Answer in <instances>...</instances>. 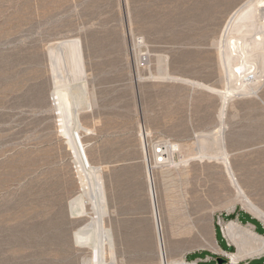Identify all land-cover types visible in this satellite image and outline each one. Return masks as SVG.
I'll use <instances>...</instances> for the list:
<instances>
[{
    "label": "rangeland",
    "instance_id": "rangeland-1",
    "mask_svg": "<svg viewBox=\"0 0 264 264\" xmlns=\"http://www.w3.org/2000/svg\"><path fill=\"white\" fill-rule=\"evenodd\" d=\"M245 1L0 0V264H215L237 252L227 223L248 226L249 215L263 233L219 163L195 153L198 137L223 128L235 178L264 210V79L258 91L235 90L222 118L218 94L188 82L227 87L214 43ZM69 41L84 67L73 85L87 95L76 137L105 208L53 101L49 49ZM168 143L179 145L176 162L190 159L180 177L153 164ZM100 230L111 239L102 259ZM252 261L264 254L239 264Z\"/></svg>",
    "mask_w": 264,
    "mask_h": 264
},
{
    "label": "bare ground",
    "instance_id": "bare-ground-1",
    "mask_svg": "<svg viewBox=\"0 0 264 264\" xmlns=\"http://www.w3.org/2000/svg\"><path fill=\"white\" fill-rule=\"evenodd\" d=\"M232 12L233 13L229 15L228 19L224 21L225 23L222 26L223 29L221 30L222 32L219 40L214 43L219 72L228 81V84H226L227 87L225 86L226 88H224V91H219L208 85L188 81L193 86H200L209 91H215V93L218 94L221 102L218 110L220 118L224 117L228 101L231 99L232 94L234 95L235 90L247 89L249 86L257 90V87H260L261 79H264V0H247ZM78 45L79 43L77 44L76 42L69 41L49 49V53L53 58H51L52 61H50V71L52 72V79L54 80L52 81L54 83L53 101L57 112H59L58 117L60 119L58 120L60 122V131L63 136L69 139V144L74 149L77 156V169H80V172L91 180L92 186H96L95 189L97 192L95 194L99 200L98 205L101 208H105L106 201L103 197L104 191L101 176L88 169L82 151L78 145L75 131V127H78L75 115L78 111L84 109L83 105H85L87 100L86 88L80 85L78 86L77 84L73 85L74 82L81 81L84 74L80 47H78ZM236 82H239V87L236 85L234 86L233 83ZM245 91H248V89ZM221 129L223 130V128H220L215 133H209L208 135L198 137L195 154L198 156V160H209L207 162L213 161L217 164L219 163L220 167L227 173V177L230 178L229 180L230 183L233 184L232 186L238 190L240 195L237 194L238 192L236 194L238 195L237 197L240 196L239 201H242L244 208L249 210L264 223L263 207L261 208L257 205V203L243 191L239 179L237 180L235 178L232 163L225 148L224 135ZM176 150L179 151L178 144L168 143L167 146L160 150L163 157L159 158L161 155L154 153L155 162L153 164L160 165V173L163 176L169 175L168 173L175 171L180 177L181 165L185 167L188 165L190 159L187 160L185 157H182V160L179 162L173 159V154ZM184 176L183 178L186 177ZM171 178L172 177H170V179ZM169 194V197H167L168 214L174 222L172 224L171 233H180V224L178 223L180 221L176 218V214L179 213V208L177 206L178 198L176 199L172 196V193ZM225 233L237 248V252L225 254L231 264H239L243 259L264 254V236L256 233L253 226L241 225L237 221H231L226 224ZM108 239H110L109 235H105V233L100 230L97 242L98 245L95 247V250H98L97 255H99L101 259L102 256L105 255V252L104 249L99 247H101L102 242ZM108 251L109 254H112L111 248ZM97 263L102 264L101 260L97 261ZM103 263L105 264V262ZM180 264L185 263L183 261Z\"/></svg>",
    "mask_w": 264,
    "mask_h": 264
},
{
    "label": "trees",
    "instance_id": "trees-1",
    "mask_svg": "<svg viewBox=\"0 0 264 264\" xmlns=\"http://www.w3.org/2000/svg\"><path fill=\"white\" fill-rule=\"evenodd\" d=\"M246 216L249 217V219H250V220H248L247 222L250 223L251 225H253L254 227H256V226H257V221L251 219L249 215H246ZM230 217H233V215L230 216ZM231 219H232V218H231ZM260 228H261V225H260ZM261 230L263 231V233L258 232V231H257V227L255 228V232H256V233H258V234L264 236V229L261 228ZM219 233H220V232H219ZM208 255H209L208 253H206V252H202V253H195V254L192 255V257H193L194 259H197V258L203 259L204 257H206V256H208ZM261 259H262V258H261ZM261 259H259V260H261ZM255 262H256V261H252V262H250V264H257V263H255ZM199 264H202V263H199ZM215 264H216V263H215Z\"/></svg>",
    "mask_w": 264,
    "mask_h": 264
},
{
    "label": "water",
    "instance_id": "water-1",
    "mask_svg": "<svg viewBox=\"0 0 264 264\" xmlns=\"http://www.w3.org/2000/svg\"><path fill=\"white\" fill-rule=\"evenodd\" d=\"M216 264H228V259L223 257H218L215 259Z\"/></svg>",
    "mask_w": 264,
    "mask_h": 264
},
{
    "label": "built area",
    "instance_id": "built-area-1",
    "mask_svg": "<svg viewBox=\"0 0 264 264\" xmlns=\"http://www.w3.org/2000/svg\"><path fill=\"white\" fill-rule=\"evenodd\" d=\"M144 60V62H145V59H143ZM160 148H158V149H156L155 150V154H158V155H161L159 158H161V157H163V154H162V152L160 151V150H162L163 149V147H161V146H159Z\"/></svg>",
    "mask_w": 264,
    "mask_h": 264
},
{
    "label": "crops",
    "instance_id": "crops-1",
    "mask_svg": "<svg viewBox=\"0 0 264 264\" xmlns=\"http://www.w3.org/2000/svg\"><path fill=\"white\" fill-rule=\"evenodd\" d=\"M250 226H253V225H251V224H249ZM253 228H254V230H255V227L253 226Z\"/></svg>",
    "mask_w": 264,
    "mask_h": 264
}]
</instances>
